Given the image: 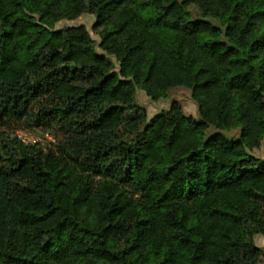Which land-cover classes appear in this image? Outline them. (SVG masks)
Instances as JSON below:
<instances>
[{"label":"trees","instance_id":"16d2710c","mask_svg":"<svg viewBox=\"0 0 264 264\" xmlns=\"http://www.w3.org/2000/svg\"><path fill=\"white\" fill-rule=\"evenodd\" d=\"M174 86L198 117L136 103ZM18 126L54 143L0 148V264H264V0H0Z\"/></svg>","mask_w":264,"mask_h":264},{"label":"rangeland","instance_id":"374dc122","mask_svg":"<svg viewBox=\"0 0 264 264\" xmlns=\"http://www.w3.org/2000/svg\"><path fill=\"white\" fill-rule=\"evenodd\" d=\"M95 20V15L92 13L84 12L72 19H61L57 21L54 25V28H63L69 25H78L83 24L88 29L89 33L97 41L99 40L98 36L94 34L91 30V25ZM99 50V49H98ZM110 59L116 64V60L113 56H109ZM56 91L59 94L64 95H78L81 93V88L75 84L69 83H59L56 86ZM136 103L144 107L148 116H151L159 111L167 110L171 101H178L183 107L184 111L192 115L193 117H198L197 106L194 100L191 97L189 89L182 86H174L168 89L166 96L153 100L151 99L144 89L137 87L135 95ZM225 135L228 137H233L238 135V130L225 131ZM15 136L16 139H19L23 143H34L38 142L44 149L48 148L54 143V137L47 131L37 127H9V128H0V148L2 151H6L5 146L12 147V137ZM263 149L259 148L254 150V153L261 155ZM18 169L21 171L29 172V167L27 164H19ZM255 242L258 246L264 247V237L262 235H257L255 237Z\"/></svg>","mask_w":264,"mask_h":264}]
</instances>
